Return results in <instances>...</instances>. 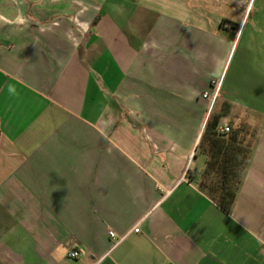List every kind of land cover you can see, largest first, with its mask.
Masks as SVG:
<instances>
[{
    "label": "crops",
    "instance_id": "0c3cea01",
    "mask_svg": "<svg viewBox=\"0 0 264 264\" xmlns=\"http://www.w3.org/2000/svg\"><path fill=\"white\" fill-rule=\"evenodd\" d=\"M213 112L251 145L229 212ZM0 264H264V0H0Z\"/></svg>",
    "mask_w": 264,
    "mask_h": 264
},
{
    "label": "trees",
    "instance_id": "16d2710c",
    "mask_svg": "<svg viewBox=\"0 0 264 264\" xmlns=\"http://www.w3.org/2000/svg\"><path fill=\"white\" fill-rule=\"evenodd\" d=\"M220 118L219 115H210L204 127L199 146L207 156L203 176L209 170L214 176L205 189L202 188L205 177L199 187L224 212H229L249 160L251 145L246 140L245 131L239 127H228V132H221L218 129Z\"/></svg>",
    "mask_w": 264,
    "mask_h": 264
},
{
    "label": "rangeland",
    "instance_id": "374dc122",
    "mask_svg": "<svg viewBox=\"0 0 264 264\" xmlns=\"http://www.w3.org/2000/svg\"><path fill=\"white\" fill-rule=\"evenodd\" d=\"M241 44H242V43H240V45H239V47H238V49H237L236 54L234 55V57H233V54H234V50H233V52H232L230 58L228 59V61H227V65H226V67H225V70H224L223 76H222V78H221V80H220L219 86H221L222 83L225 84L224 87L227 86L228 81H229L230 76H231V73H232V71H233V69H234L235 62H237V57H238V55H239V51H240V49H241ZM232 57H233V58H232ZM231 61H232V63H231V65H230V67H229V64H230ZM224 79H225V81H223ZM215 80L218 81L219 79H218V78H215ZM208 101H209V103L211 102L210 99H209ZM216 106H217V103H216ZM214 115H215V114H214V112H213L212 115H211V117L214 116ZM208 116H210V115H208ZM246 140H247V142H248V139H246ZM205 168H206V165H205ZM204 170H205V169H204ZM203 173H204V171H203ZM203 173H202V176H201V179H200V185H201V180L205 177L204 183H202V188L205 189V186H208V185L210 184V182H211L212 177L214 176V174L211 173L210 170L208 171L207 175H205V176H203Z\"/></svg>",
    "mask_w": 264,
    "mask_h": 264
},
{
    "label": "built area",
    "instance_id": "2783aa9c",
    "mask_svg": "<svg viewBox=\"0 0 264 264\" xmlns=\"http://www.w3.org/2000/svg\"><path fill=\"white\" fill-rule=\"evenodd\" d=\"M217 93H218V89L215 90L214 94H209V93H204L203 94V98H209L211 100L210 104L211 106L213 105L215 99H216V96H217ZM221 132H228L229 131V128L227 126H224L220 129ZM131 232H134V233H138L139 232V228L138 226L136 225L134 228H132L130 230ZM109 236L111 238V240L114 242V246L117 245L119 242L122 241L123 237H118L115 235L114 232L112 231H109ZM84 255V251L82 249H77V250H70L67 254L68 258L70 259H78L80 257H82Z\"/></svg>",
    "mask_w": 264,
    "mask_h": 264
}]
</instances>
